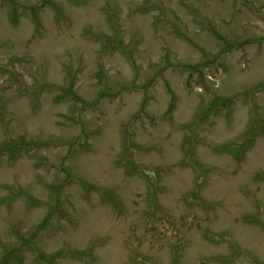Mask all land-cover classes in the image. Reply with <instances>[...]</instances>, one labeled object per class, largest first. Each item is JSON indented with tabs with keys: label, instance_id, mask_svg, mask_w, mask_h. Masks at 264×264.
Instances as JSON below:
<instances>
[{
	"label": "rangeland",
	"instance_id": "obj_1",
	"mask_svg": "<svg viewBox=\"0 0 264 264\" xmlns=\"http://www.w3.org/2000/svg\"><path fill=\"white\" fill-rule=\"evenodd\" d=\"M0 264H264V0H0Z\"/></svg>",
	"mask_w": 264,
	"mask_h": 264
},
{
	"label": "trees",
	"instance_id": "obj_2",
	"mask_svg": "<svg viewBox=\"0 0 264 264\" xmlns=\"http://www.w3.org/2000/svg\"><path fill=\"white\" fill-rule=\"evenodd\" d=\"M47 262V261H46Z\"/></svg>",
	"mask_w": 264,
	"mask_h": 264
}]
</instances>
